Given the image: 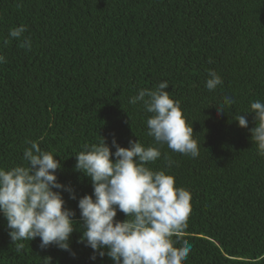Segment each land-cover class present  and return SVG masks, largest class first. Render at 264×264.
I'll use <instances>...</instances> for the list:
<instances>
[{
  "label": "trees",
  "instance_id": "trees-1",
  "mask_svg": "<svg viewBox=\"0 0 264 264\" xmlns=\"http://www.w3.org/2000/svg\"><path fill=\"white\" fill-rule=\"evenodd\" d=\"M25 25L20 39L9 31ZM31 40V50L21 47ZM5 39L9 40L6 45ZM0 168L26 166L23 151L33 141L59 159L57 182L65 207L80 221L78 199L91 195L90 180L75 171L84 145L113 135L155 145L147 135L142 103L130 104L140 89L167 81L200 150L196 158L167 145L147 167L175 178L191 193L184 240L191 251L183 264H264V156L250 129V104L264 102V0H0ZM223 83L208 91V71ZM225 96L235 103L218 114ZM244 115L247 128L234 120ZM174 161L166 167L164 156ZM131 218V217H129ZM116 220L126 216L117 212ZM71 253L40 248L39 238L12 243L0 215V264H113L89 259L74 224ZM177 240L175 236L172 237ZM16 243L24 248L17 252Z\"/></svg>",
  "mask_w": 264,
  "mask_h": 264
},
{
  "label": "clouds",
  "instance_id": "clouds-1",
  "mask_svg": "<svg viewBox=\"0 0 264 264\" xmlns=\"http://www.w3.org/2000/svg\"><path fill=\"white\" fill-rule=\"evenodd\" d=\"M26 30L25 25L14 27L9 38L20 39ZM3 43L6 45L9 40ZM21 47L31 50V40L23 38ZM6 62L0 55V63ZM222 83L215 71H208V91L216 90ZM168 87L164 81L154 89H140L129 103H142L145 111L152 114L146 120L147 135L155 145H167L174 152L196 158L200 144L193 138L192 126L183 117L180 102L165 91ZM234 103L232 97L225 96L217 113L223 114ZM248 113L254 114L256 122L250 129L251 141L257 154L264 156V102H252ZM234 120L240 128L248 127L246 116L240 114ZM25 143L30 145L23 151L26 166L0 168V215L7 222L12 243L39 238L41 249L51 245L75 257L69 239L77 231L74 224L80 223L83 231L78 243L92 250L89 259L93 262L105 256L113 264H183L187 259L191 244L187 240L180 247L174 244L187 227L191 193L175 187V178L165 171L147 167L161 158L159 147H145L136 139L129 140L124 148L114 135V152L102 137L97 144L84 145L75 156L74 168L90 180L92 193L78 199L80 221L76 222V213L65 207L62 196V192H67L69 199L76 200L75 191L57 182L55 175L61 168L60 160L33 141ZM164 159L170 168L174 161L167 155ZM118 211L126 216L125 220L115 219ZM23 248V243H16L17 252ZM46 259L50 264L51 258Z\"/></svg>",
  "mask_w": 264,
  "mask_h": 264
}]
</instances>
